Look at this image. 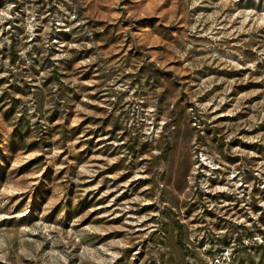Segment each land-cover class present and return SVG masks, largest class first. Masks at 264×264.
I'll use <instances>...</instances> for the list:
<instances>
[{
  "label": "rangeland",
  "instance_id": "1",
  "mask_svg": "<svg viewBox=\"0 0 264 264\" xmlns=\"http://www.w3.org/2000/svg\"><path fill=\"white\" fill-rule=\"evenodd\" d=\"M0 264H264V0H0Z\"/></svg>",
  "mask_w": 264,
  "mask_h": 264
}]
</instances>
